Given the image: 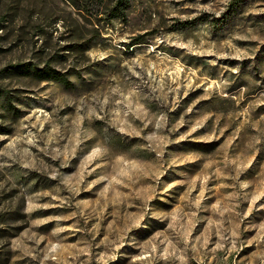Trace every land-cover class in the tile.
Segmentation results:
<instances>
[{
  "label": "rangeland",
  "instance_id": "374dc122",
  "mask_svg": "<svg viewBox=\"0 0 264 264\" xmlns=\"http://www.w3.org/2000/svg\"><path fill=\"white\" fill-rule=\"evenodd\" d=\"M96 1L0 0V264H264V0Z\"/></svg>",
  "mask_w": 264,
  "mask_h": 264
},
{
  "label": "trees",
  "instance_id": "16d2710c",
  "mask_svg": "<svg viewBox=\"0 0 264 264\" xmlns=\"http://www.w3.org/2000/svg\"><path fill=\"white\" fill-rule=\"evenodd\" d=\"M86 7L93 10L94 5L97 3L96 0H84ZM130 7V0H111V6L107 14L106 24H113L115 22L126 23L127 21V13ZM188 23L182 24V29L186 27ZM189 25V24H188ZM136 42L132 44L131 48L135 45H141L143 43V39L139 38L135 40ZM60 84L67 88L69 86L68 80L64 78H60Z\"/></svg>",
  "mask_w": 264,
  "mask_h": 264
}]
</instances>
